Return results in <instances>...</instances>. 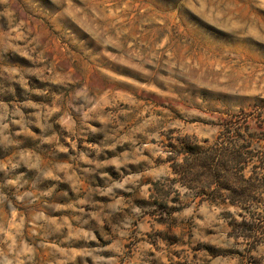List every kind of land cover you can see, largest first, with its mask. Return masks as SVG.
Returning a JSON list of instances; mask_svg holds the SVG:
<instances>
[{
  "label": "rangeland",
  "instance_id": "374dc122",
  "mask_svg": "<svg viewBox=\"0 0 264 264\" xmlns=\"http://www.w3.org/2000/svg\"><path fill=\"white\" fill-rule=\"evenodd\" d=\"M191 138L264 177V0H0V264H264V198L172 173Z\"/></svg>",
  "mask_w": 264,
  "mask_h": 264
},
{
  "label": "trees",
  "instance_id": "16d2710c",
  "mask_svg": "<svg viewBox=\"0 0 264 264\" xmlns=\"http://www.w3.org/2000/svg\"><path fill=\"white\" fill-rule=\"evenodd\" d=\"M191 139L170 146L173 150L170 168L194 201L243 208L258 198H264V177L254 178L256 174L251 171L248 177L244 174L254 159L253 155L242 157L230 146L203 147L196 138ZM263 166L261 164L259 169L262 170Z\"/></svg>",
  "mask_w": 264,
  "mask_h": 264
}]
</instances>
